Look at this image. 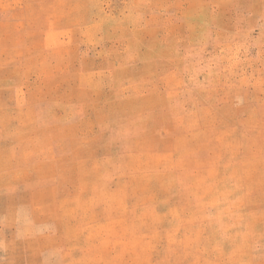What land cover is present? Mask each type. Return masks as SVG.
Returning <instances> with one entry per match:
<instances>
[{"label":"rangeland","instance_id":"rangeland-1","mask_svg":"<svg viewBox=\"0 0 264 264\" xmlns=\"http://www.w3.org/2000/svg\"><path fill=\"white\" fill-rule=\"evenodd\" d=\"M0 264H264V0H0Z\"/></svg>","mask_w":264,"mask_h":264}]
</instances>
